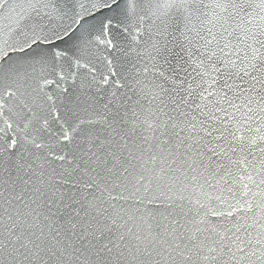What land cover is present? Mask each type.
<instances>
[{
	"label": "snow or ice",
	"instance_id": "obj_1",
	"mask_svg": "<svg viewBox=\"0 0 264 264\" xmlns=\"http://www.w3.org/2000/svg\"><path fill=\"white\" fill-rule=\"evenodd\" d=\"M0 264H264V0H0Z\"/></svg>",
	"mask_w": 264,
	"mask_h": 264
}]
</instances>
